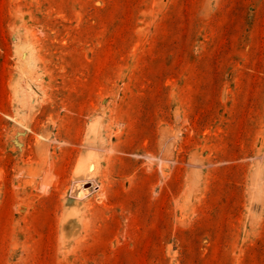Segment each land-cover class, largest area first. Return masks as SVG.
I'll use <instances>...</instances> for the list:
<instances>
[{"label":"rangeland","instance_id":"374dc122","mask_svg":"<svg viewBox=\"0 0 264 264\" xmlns=\"http://www.w3.org/2000/svg\"><path fill=\"white\" fill-rule=\"evenodd\" d=\"M0 264H264V0H0Z\"/></svg>","mask_w":264,"mask_h":264},{"label":"bare ground","instance_id":"6f19581e","mask_svg":"<svg viewBox=\"0 0 264 264\" xmlns=\"http://www.w3.org/2000/svg\"><path fill=\"white\" fill-rule=\"evenodd\" d=\"M88 167L87 166H80V171H82V172H84L86 169H87ZM87 180H89L90 182H91V184H94L89 178H87V179H85V180H83V181H81L79 184H80V188H81V184L83 183V182H85V181H87ZM88 181V182H89ZM88 182H86V183H88ZM89 182V183H90ZM96 185V184H95ZM92 186H94V185H92ZM96 189H97V187H96ZM82 190H84L85 192H87L88 190L87 189H83L82 188ZM83 195V194H82ZM81 194H80V196H82ZM79 196V195H78ZM79 198V197H78ZM84 198V197H83Z\"/></svg>","mask_w":264,"mask_h":264}]
</instances>
